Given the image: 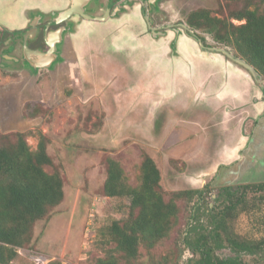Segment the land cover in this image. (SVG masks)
<instances>
[{"label":"rangeland","instance_id":"1","mask_svg":"<svg viewBox=\"0 0 264 264\" xmlns=\"http://www.w3.org/2000/svg\"><path fill=\"white\" fill-rule=\"evenodd\" d=\"M30 1L36 4L55 2ZM219 6V0H157V7L151 9L149 15L154 18L155 25H165L167 36L151 37L148 31H132L137 40L130 46L121 40V36L114 39L121 31L65 32L59 45L61 58L51 66L56 67L55 76L51 77L45 69L38 70L40 85L31 92L33 99L38 98L45 106L48 105L51 113L47 110L27 124L21 120L17 124L14 112L8 120L3 118L2 113L8 107L11 109L8 101L10 86L0 88L1 124L4 119L11 122L10 127L13 125L11 128L16 130L33 129L34 133L26 137L32 148L38 141L36 130H42L48 139L47 151L54 168L63 179L64 197L48 218L36 221L31 250L46 255L49 261L57 259L65 264H89L92 259L104 256L106 250L114 249V242L106 245L100 242L99 237L111 220L127 216L129 200L110 197L103 192L105 161L109 155L119 160L128 175L134 178L136 165L146 152L155 160L166 192L209 185V190H204V205L218 207L217 200H214L219 194L217 188L239 183L222 173L213 172L211 168L222 146L234 143V139L236 142V133H240L249 114H234L229 124H225L222 109L218 107L222 104L219 97L211 95L212 101L208 104L210 94L196 93V84L203 83V89H208V81L219 84L212 86L217 88L228 83L237 89L243 85L254 93L252 75L248 82L233 73V69L215 63L210 56L219 51L215 48L230 53L235 50L232 46L215 42L205 31L196 32L203 36L207 45L215 48L201 49L200 46L208 56L198 54L196 63L188 66V80L182 75L181 68L174 66L175 59L170 57L172 60L169 61L161 46L168 45L169 41L171 44L175 38V32L167 31L170 30L167 23L181 28L178 23H185L188 13L199 7L209 8L217 16H226L228 7L221 10ZM233 22L242 21L234 19ZM86 33L88 36L85 35L81 41ZM152 38L158 40L156 44L160 43L159 47L154 48L150 44L153 43ZM8 41H5V47ZM13 45V53L18 55L19 41H13ZM171 50L170 55L176 54L173 46ZM0 59L4 61L1 56ZM11 70L14 69L0 68V86L1 78L7 72L14 76L16 72ZM34 74L38 75L37 72ZM6 127L0 126L3 132H8ZM196 200L197 196L177 200L180 211L169 235L150 249L140 245L139 254L132 263L163 264V258L168 257L170 261L167 264H188L193 254L182 238L191 221ZM258 207L257 210H248L238 206L227 219V232L249 240L264 237V202H259ZM222 254L231 252L227 248ZM241 255L249 264H264V257L257 254ZM9 264L34 263L22 251Z\"/></svg>","mask_w":264,"mask_h":264},{"label":"trees","instance_id":"2","mask_svg":"<svg viewBox=\"0 0 264 264\" xmlns=\"http://www.w3.org/2000/svg\"><path fill=\"white\" fill-rule=\"evenodd\" d=\"M219 3L221 10L228 7L226 16H217L209 8L193 9L186 17L187 33L202 46L207 44L197 30L210 33L217 43L232 46L234 57L245 60L263 79L264 0H219ZM234 19L242 22L236 24ZM9 35L8 31H2L0 43ZM47 110L51 113L42 101L29 100L24 103L22 113L24 118L34 119ZM36 132L38 141L32 148L26 137L34 133L33 129L3 132L0 128V264H9L20 249L28 255L39 253L30 249L35 223L48 218L64 197L62 176L47 151V136L40 129ZM105 169L104 194L128 198V213L123 219L111 220L99 237L103 244L114 242V249L106 250L104 256L92 259L89 264H133L140 245L146 249L154 247L176 225L180 211L177 200L193 196L197 200L182 238L193 254L188 264H249L242 253L264 257V237L239 238L229 234L226 227L228 217L238 206L259 209V202H264V180L219 186V194L214 198L216 207L203 204L204 190H209L207 184L199 189L166 192L161 185L160 170L146 152L136 165L134 178L110 155L106 157ZM227 248L231 254H222ZM168 261L170 258H163V264ZM46 264L65 263L51 259Z\"/></svg>","mask_w":264,"mask_h":264},{"label":"crops","instance_id":"3","mask_svg":"<svg viewBox=\"0 0 264 264\" xmlns=\"http://www.w3.org/2000/svg\"><path fill=\"white\" fill-rule=\"evenodd\" d=\"M168 1L170 0H167V2ZM69 2L70 0H55V2L51 4H42V2L36 4L32 3L30 0H0V37L2 31L4 30L13 32L14 30L25 27L33 11L39 10L43 13H57L67 7ZM101 11L102 8L98 7L97 12ZM72 19L74 20V22L70 21L72 23L70 24L72 25V28L68 31H121V33L118 34L114 39H117L121 36V40L129 46L132 45V42L134 40H137L135 39V34L132 31H148L146 20L143 17L141 11V3L139 0H128L126 4H124L122 10L120 9L118 12H112L111 16L102 21L80 19L78 16H74ZM73 23H76L75 28L73 26ZM167 31L175 32L183 30L172 28ZM175 33V35L173 36L175 37L174 48L176 50L174 51L176 52V54H174L173 56L172 54H169V52L171 51V47L169 44L170 41L168 42V45L166 43V45L162 44L161 46H163L164 52H166V55L169 57V61L172 60V58L170 57H173V59H175L176 61L174 66H177L178 69L181 68V70L183 71L182 75H185V78L188 80V66H192L196 63L195 61L198 60V54H206H204V52L201 50L204 48L200 47V43L194 37L185 32ZM85 35L88 36L87 33L84 34L81 37V41ZM166 36L167 35H165L164 37ZM157 41V39L152 38L153 43L150 44H153L154 48L156 46L159 47L160 43L157 45ZM0 46H2V44H0ZM4 47H2V49L0 48V53L3 52L4 55L6 53H10L17 56L15 53H13V49H11L8 44L7 47ZM210 56L215 63L222 66H227L226 68L233 69V73L237 74L239 77L242 76L243 79L245 78L244 80H247L248 82L253 77H251L250 73L247 72L248 70L245 71L244 67L242 68L240 65L236 64V62L226 58V56L222 53H211ZM17 64L19 65V62H13L10 60L2 61L0 59V68L8 67V69H14L11 71L16 72L14 76H12V74H10L9 72H7L8 74L3 75L4 77L1 75L2 84L0 88L2 86H10V88H8V94L10 96V99L8 101L11 105V109L10 107H8V109L4 113H2V116L3 118L7 117L6 120H8L11 113L14 112V117H16L17 124L20 120L21 122H24V124H27V122L31 121L32 119L24 118L22 108L24 103L29 100L39 101L38 98L33 99L34 97L31 96V92L35 89V87L38 88L40 85L38 82L40 73L36 71L38 74L36 76V74H34L35 71L30 67L26 65L17 67ZM51 66L44 69L49 73L51 77H54L57 72L56 70H54L56 67ZM161 73L159 75H161ZM247 81L245 82L247 83ZM253 81L255 84V86L253 87L254 93L249 92L248 89L243 85L239 86L237 89L229 85V83L222 88H217L219 84H212L213 81H208V84L206 85L208 89L201 88L203 86V83H201L198 86L196 84L197 91L194 90L196 91V93H209V98H207L208 104H211V95H215L216 98L219 97L218 101H221L222 104H220L218 107L222 109L220 110L219 108V110L224 114L223 116L225 117V124H229L230 117L234 116V114H239V116L241 113H245L246 115L249 114L248 118L244 120V127H242L244 130L241 128L240 133L238 134L234 132L237 135L235 137L237 138L236 142L234 139V143L228 144V146H222L218 158L212 162L213 167L211 168L213 172L222 173L225 177L230 178V180L235 179L234 181H238L239 183H243V181L250 182L264 180V78L259 79L257 77L255 79L253 77ZM214 85L218 86L212 87ZM256 86H258V89H256ZM1 92L3 93V90ZM249 99H251V102L249 101ZM197 104L202 105L201 103ZM231 105L235 107H232ZM250 111L253 113L250 114ZM3 121V124H1L0 121V126H8L5 128L6 131L16 130L14 129V127L11 128L13 125L10 127L9 123L11 124V122L5 121L4 119ZM234 126L230 127L233 128ZM235 128L238 132L236 126ZM22 251L23 250L20 249L19 253Z\"/></svg>","mask_w":264,"mask_h":264},{"label":"flooded vegetation","instance_id":"4","mask_svg":"<svg viewBox=\"0 0 264 264\" xmlns=\"http://www.w3.org/2000/svg\"><path fill=\"white\" fill-rule=\"evenodd\" d=\"M127 1L128 0H90L88 2V4L85 6L86 12L91 15L90 18L82 16V15L77 14V13H73L70 16H68L66 19L61 21L60 23H54L52 21L54 16H56V14H58V12L57 13L56 12L55 13H43L39 10L33 11L31 13L29 20H28V23L26 24L25 27H23L21 29L14 30V31H17V33L9 32L11 35H9L3 42L0 43L4 47L5 41L9 39L7 44L9 47H11V49L14 50L13 41H15V42L19 41V43H20L19 54L17 56H15L14 54L6 53L9 55L7 58H10V59H7L4 56L3 52L0 53V56L4 61L10 60L13 62H19V65L18 64L16 65L17 67H19L21 65H26V66L30 67L32 70H34L35 72L36 71L38 72V70H41L44 68H48V67L35 68L32 65H30L24 59V56H23V34H25L27 31L28 32L29 31H37L34 37L27 39V45L28 44L31 45V46L28 45V47L31 49H40L42 51H47V50H49V45L46 43V41L44 39L47 32L56 31L59 27H64L63 32H62V40H63L65 32H67L69 29L72 28V25H70V24H72L71 22H74V20L72 19L74 16H78L80 19L102 21V20L108 18L109 16H111L112 12H115V11L118 12L120 9L122 10V8L124 7V4H126ZM139 1L141 3V11H142L143 17L146 20L147 30L150 33L151 37H162L163 34L166 35L165 32H166L167 28L165 27V25H161V26L155 25L154 18L150 17V15H149L150 10L157 7V0H139ZM70 3L71 2H69L67 7H65V8H68L70 6ZM98 7L102 8L101 12H97ZM107 10H108V15L104 19L97 18V17L104 16V14L106 13ZM46 14L48 15V18L45 17ZM35 18L37 19L36 22H35ZM32 23H34V25H36V30H33ZM178 24L181 27V23H178ZM185 24L187 26L186 22H185ZM166 26L168 27V29L177 28L172 23H167ZM177 29H180V30L183 29V31L185 33H187L186 27H181V28H177ZM161 33H163V34H161ZM30 34H31V32H30ZM174 40L175 39H173L171 41V44H170L171 48H172V46L174 47V45H175ZM61 42L57 43L56 59L54 60L53 63H55L56 61H59V59L61 58V55L59 52L60 51L59 45ZM200 45H201V43H200ZM202 48L211 50V46H209V45L202 46ZM171 52H173V51L171 50ZM218 52L223 53L222 51H218ZM225 56L228 59L234 61L233 59L229 58L227 55H225Z\"/></svg>","mask_w":264,"mask_h":264},{"label":"water","instance_id":"5","mask_svg":"<svg viewBox=\"0 0 264 264\" xmlns=\"http://www.w3.org/2000/svg\"><path fill=\"white\" fill-rule=\"evenodd\" d=\"M90 0H70V6L68 8H65L56 14L53 18L54 23H60L64 19H66L68 16H70L73 13L80 14L82 16L90 18L91 15L88 14L85 10V6L88 4ZM108 15V10L102 17H97L99 19H104ZM35 18V22H36ZM34 22V23H35ZM32 23L33 30H36V25ZM181 27H186L185 23H181ZM64 27H59L56 31H49L46 33L44 39L46 43L49 45V50L42 51L40 49H31L27 45V39L32 38L35 36L37 31H27L25 34H23V56L24 59L33 67L40 68V67H49L52 65L54 60L56 59V50H57V43L62 41V32ZM31 32V34H30ZM163 34V33H161ZM164 35V34H163ZM215 47H211L213 49ZM219 51H222L225 55H227L229 58L233 59L235 62H237L239 65L247 69L250 74L256 79L258 76L254 70V68L248 64L245 60L234 57L233 53H230L227 50L224 49H218ZM6 58L9 56L8 54L4 55Z\"/></svg>","mask_w":264,"mask_h":264},{"label":"built area","instance_id":"6","mask_svg":"<svg viewBox=\"0 0 264 264\" xmlns=\"http://www.w3.org/2000/svg\"><path fill=\"white\" fill-rule=\"evenodd\" d=\"M29 258L35 264H46L49 261L48 257L42 253H31Z\"/></svg>","mask_w":264,"mask_h":264}]
</instances>
